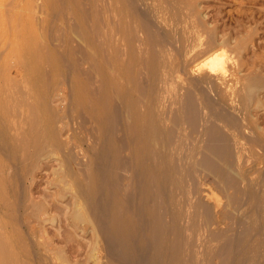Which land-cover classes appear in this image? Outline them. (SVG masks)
Masks as SVG:
<instances>
[{
	"label": "rangeland",
	"instance_id": "1",
	"mask_svg": "<svg viewBox=\"0 0 264 264\" xmlns=\"http://www.w3.org/2000/svg\"><path fill=\"white\" fill-rule=\"evenodd\" d=\"M28 1L30 4V8L33 12V13L31 12L33 24L30 25V29H29L30 31L28 30L29 33L27 34L26 39L22 38V39H20V42L16 44V52L18 54H16L15 57L16 58L18 57L19 61L17 63H13L14 66L11 67L10 72L15 77V84H16L15 89H16V92H18L17 95L20 94V96H22V97L24 96L23 101H25V102L20 107L22 109V111H24V113L29 114V112H30L29 111L30 110L29 105L31 104V107L35 106V108L38 109L37 111L40 112L41 119L43 120L44 123H46V121H48L49 117H50V115L47 114L43 110L46 103H47L46 105L49 104L51 107H54V108L60 107L61 109H63V112L59 113V117L61 118V123L59 124L61 126H59V129L61 127V129H60L61 133L60 134H61L62 140L64 141V143H65V141H66V143L67 142L68 143L66 145L64 144V145H61L59 147H51L52 142H50V144H49L50 146L48 145V148H46V151L43 152L42 158L40 160L41 161V163H40L41 167L36 168L33 171V174H34L32 177L33 183L31 185V192H32L33 197L36 198L35 201H38L42 198H46L49 200L50 203L52 202V200H53V202H56V206L54 207V211H52V213H55V214L59 213L57 211V208L63 210V213L65 211H67V212H70L72 214L73 211L75 210V208L79 207V205L75 206V204L74 205L71 204V202L73 200L72 198L69 199V197L71 196V193L68 195H65L64 198L59 197L56 199L54 197L55 196L54 194L58 188V185H63L65 183H67L65 185H68V184L75 185V184H82V183L86 182V181H82L81 177L76 173H74V175L68 174L65 170L67 163L74 164L76 157H79L80 154H82L84 152H90V151L92 152V150H93L92 153H94V154L99 153V154H96V156L98 158H100L99 161L101 162V158L103 157V155L106 154L104 152H107L108 149H111L110 141L107 138H105L106 137L105 135L107 133V129L109 128L111 115H109L108 111H105V109L107 110L112 103L117 105V106L120 104L121 109L122 110L124 109L123 114L125 113L124 115H126V116L130 115L128 117V120L130 119L128 122L131 125L129 127V130H128L129 134H128V131H126V134H125V136H127V134H128V136H127V140H129L128 148L124 149V151H122V153H121V150H119V148L116 147L115 153L117 155H119V154L122 155L121 157L130 158L131 154H134L135 152H137L139 150L140 152H142V158L144 159V161L146 162L148 160L147 161L148 163L147 162L145 163L143 161V159L141 158V160H142L141 164L143 162V166H144L143 169L146 168L144 171H146L147 173H151L152 172L151 170L153 169V167H151L152 165L150 166V161L153 160L154 155L158 154L159 151H160L159 154H161V156H164L162 158L165 161H167V160H168V162L170 161V159H169L170 156H168V155L171 153L170 152L171 149H170V151H168L167 148L165 147V145L160 144L157 140H155V138L153 137V134H151V132L147 129H148L149 125L151 123H153L154 121L156 122L157 126H159L158 123L160 122L159 123L160 127H163V125H166V127L171 125V123L169 121H166L164 118L166 113L168 114V112L169 113L173 112L175 107H176L174 105H170L171 101H172L171 99L173 97L171 93L177 92L179 94V96H181L183 93H185L187 91V89L195 91L194 93L195 94L197 93V96L199 98H202L203 100H207L210 104V106L208 108H206L205 111L209 112V114L212 115L210 117V119L212 121H214V123H209V124L210 125L216 124L215 127L217 126L218 128H220L223 126V123H222V120L216 119V114H217L216 110L218 112L219 111L227 112L228 110L226 111V109H234L237 106H238L237 110L240 109L239 108L240 103L238 100L240 91L238 94L236 93V91H237V88H239V90H241V92H243L245 90V87L243 84L244 82H242L241 78L248 76L251 73L252 69L254 70V71L252 70V72H256V71L260 72L261 71L262 74H264V65H263L264 64V62H263L264 61V0H195V1L192 0L196 3V5L198 7L200 18L202 19V21L204 23V28L199 27V25L196 23L194 17L192 15H189L190 13L187 11L184 4L181 3L179 0H169V1L168 0H155L156 2L154 0H152L153 2H155V4L160 3L161 6H159V7H162L164 9V11H162L163 10L162 8L157 9V4L155 5V7L152 6L150 8L149 5L150 6H151V4L154 5V3H152V1L149 2L150 0H146V1L142 0L141 2H140V0H136L138 2V4L136 1L134 4L133 3L134 1H132V0H117V1L110 0L107 2L104 0H96V1L95 0H93V1L92 0H82L84 2H82L81 0H27V2ZM114 1H115V3H114ZM162 2H165L166 5L164 4V7L167 6L166 8L163 7ZM172 2H174L173 5H172ZM85 3H87V4H85ZM149 3H151V4H149ZM105 4H106V7H105ZM124 4H126V5H124ZM109 6H112V7H109ZM147 6L149 8H147ZM0 7H2V6H0ZM82 8H83V10H85V9L88 10L87 13H88V15L90 14V16H91V17L89 16V20H90L88 22L89 24H87L86 21H84L85 17L83 15ZM111 8H112V12L110 10ZM152 8L155 11L151 10ZM176 8H178L180 10L179 11L180 13L176 12V11H178V10H176ZM3 9L5 10L4 7H3ZM100 9H102V10H100ZM1 10H2V8H1ZM4 10H3V12H4ZM76 10H78V11H76ZM90 10L92 11V13ZM131 10H132V14H133L132 16H131ZM141 10L143 13L142 12L139 13V11H141ZM158 10H159V12H157ZM144 11H145V13H144ZM166 11H167V14H169V15H166ZM105 12H106V14H105ZM156 12L159 13L158 14L159 21L156 20L158 17L156 15ZM168 12H170L171 14ZM1 13L2 12H0V17L3 14V13L2 14ZM100 13L102 14V16ZM141 13L143 14L142 16L145 15L146 19H148V20L150 19L149 20L150 24L155 22V27H154V24L150 25L147 23V25H145L141 21V18H142ZM146 13L149 15L146 16ZM152 13H155V14L153 15ZM176 13H178V14H176ZM99 14H100V16H98ZM162 14L164 17L161 16ZM36 16H37V18L40 17L39 18V19H41L40 22H38V19H37V21L35 20ZM149 16H150V18H149ZM153 16H155L156 18ZM179 16L181 17L182 20L179 19L180 18ZM34 17H35V19H34ZM100 17H102V19H100ZM131 17H132V19H131ZM90 18H92V19H90ZM167 18L170 20H168ZM126 20H128V21H126ZM131 20H133V21H131ZM160 20H162L161 24L159 23ZM174 20L176 21V23H174L175 22ZM123 21H125L124 24H123ZM132 22H134V24H132ZM74 23L79 25L78 30H77V28H75L78 26L75 25ZM162 23H164V24L162 25ZM184 23H185V25H184ZM126 24H128L129 26ZM173 24H175V26ZM181 24H182V26H181ZM99 25H100L101 29L99 28ZM143 25H145V26H143ZM190 25H191V27H190ZM134 26H135V28H134ZM146 26H147V28L148 27L150 28V29H148V32L146 30L147 29ZM165 26H167V28ZM171 27L174 31H172ZM181 27L183 30H181ZM152 28L153 29L155 28V29L153 30ZM164 28L167 31H165ZM87 29H89V30H87ZM90 29L93 31H90ZM208 29L209 30L211 29V31L216 33L215 36H217V38L216 37L215 38H216V40L218 39L217 40L218 42H221L223 39L226 40L230 37L229 38L230 41L228 40V45L224 46L227 49L226 54H228L230 52L228 55L230 58L228 57L225 59H226V61H229V62H231L230 60H232V62H231V65L233 64L232 66H234L238 62H241V64H239L238 66L236 64L234 67V69L240 70L239 72H237L238 70H234L235 73H237V75H235V77H234L235 78L234 83H233V81H230V83H232V84L222 83V84L226 85L224 87L222 84H220V87H219V84L216 85L213 82H209V80H206L205 78L200 77L199 67H197V66H200V64L203 63L204 60H207V58H206L207 55L205 57H202L201 59L196 60V61L194 60V58L191 60V57L195 56L194 53L197 51L199 52V50H201L197 47L202 48L205 46L204 43L206 42V39L208 36L207 35L208 31H209ZM99 30H100V32H99ZM75 31L77 33H75ZM140 31H142V32H140ZM177 31H180V32H177ZM64 32H65V34H64ZM79 32H80V34H79ZM181 32H186L190 35H188L186 33L184 34ZM81 33H82V35H81ZM150 33H152V35ZM133 34H134V36H133ZM165 34H166V36H164ZM167 34H168L169 38H168ZM55 35H56V38H55ZM137 35H139V37L142 38L141 41L136 40ZM194 35H196V36L194 37ZM128 36H129V38H128ZM151 36H153V38ZM184 36H185V38H184ZM203 36L206 38H203ZM164 37H165V39L168 38L169 41L165 40ZM92 38H93V40H92ZM108 38H110V39H108ZM151 38L153 39L154 43H151V41H152ZM186 38L188 41L187 45H186L187 41L184 40ZM128 39H130V40H128ZM133 39H134V41H133ZM149 40H151V41H149ZM64 41L66 42V44L64 43ZM97 42L98 43L100 42V44H98ZM198 42L200 43L199 46L197 45V44H199ZM173 44L177 47V50H176V48H174L175 46H173ZM101 45H102V47H101ZM121 45H122V47H120ZM192 45H193V47H192ZM196 45H197V47H196ZM104 47H105V49H104ZM136 47H138L139 49ZM146 47H148V48L146 49ZM224 47H222V51H226V49ZM235 48H237V49H235ZM167 49H170V50H167ZM81 51H82V53H81ZM148 51H149V53H148ZM218 51H221V49H218ZM76 52H78V53H76ZM100 52L102 54H100ZM134 52H136L137 54H135ZM139 52L141 53L140 55L142 56V58H140L141 56L139 55ZM177 52H179V53H177ZM191 52H192V54H191ZM164 53H166V54H164ZM98 54L100 57H98ZM168 54L171 55V57H168ZM47 55H49V56L47 57ZM101 55L103 58L101 57ZM164 55H167V57ZM231 56H234V57H231ZM80 57L84 58V60ZM165 57L167 59H165ZM236 57L240 61L237 60L238 62H236ZM131 59H133V60H131ZM233 59H234V63H233ZM49 60H51V61L49 62ZM75 60H76V62H75ZM153 60L155 61L154 63H153ZM80 61H81V63H80ZM99 61H100V64H99ZM136 62H138L137 63L138 65L136 64ZM152 64H154V66L155 65H157V66L154 67ZM166 64H167V66H166ZM179 64H180V66H179ZM259 64L263 68H261ZM74 65H75V67H74ZM161 65H162V67L160 68ZM92 66H93V68H91ZM133 66H136V67H133ZM181 66H184L185 69H183V67H181ZM254 66H256V68ZM111 67H113V68H111ZM178 67H180V68H178ZM124 68H125V71H124ZM136 68H137V70H136ZM42 69H44V70H42ZM66 69H68L69 72ZM91 69H93V70H91ZM49 70H51V72ZM185 70H186V72H184ZM150 71H152V72H150ZM179 71H180V74L178 73ZM39 72L41 74L44 72L45 73L42 74L43 75L42 76ZM82 72H84V73H82ZM85 72H86V74H85ZM93 72H95V73H93ZM188 72L190 73L191 76L189 75ZM121 73L124 76L120 75ZM141 73H143L144 75ZM167 73L168 74L173 73V74L169 76ZM238 73H240V75ZM89 74H91L92 77ZM195 74H198V75H195ZM133 75L134 76L136 75V78H137V76H140L139 78L143 81V83L144 84L147 83L145 85V89H144L145 92L142 91L144 93H142L136 87V85L134 83L135 81H133V78H134ZM185 75H188L189 77H187ZM93 76H94V79H93ZM125 76H126V78H125ZM153 76H154V78H153ZM197 76H198V79H194ZM159 77H161L162 79ZM52 78H53V80H52ZM84 78H85V80H84ZM179 78H181V79L179 80ZM192 78L194 80H192ZM87 79L90 83H88ZM153 79H155V80H153ZM158 79H160V80L158 81ZM43 80H45V82ZM95 80H96V82H95ZM165 80L166 81L168 80L169 84H168V82H165ZM51 81H52V83H51ZM152 81H153V83H152ZM192 81H193V83H192ZM42 82H44V83H42ZM187 82H188V84L190 83L189 85H191V83H192L193 86L191 85L190 87H187L184 90L183 87H186ZM158 83H160V84H158ZM90 84H91V86H90ZM202 84H204V85H202ZM77 85H78V87H77ZM174 85H177V86H174ZM195 85H196V87H195ZM170 86H172V87H170ZM227 86L229 88H227V91H225V89H226L225 87H227ZM238 86H240V87H238ZM95 87L97 90L95 89ZM128 87H129V89H128ZM146 87H148V88H146ZM153 87H154V89H153ZM157 87H158V89H157ZM162 87H164L165 89L164 88L162 89ZM176 87H178V88H176ZM204 87H206L205 89H207V90H205ZM230 87H232V89ZM233 87H234V89H233ZM20 88H22V90H23L22 92H24V94L21 92L23 95L19 92V91H21ZM37 88L39 91L37 90ZM119 88H120V90H119ZM169 88H171V89L173 88L172 89L173 91ZM196 88H197V90H196ZM218 88H220L221 94L223 93L224 95L223 94L221 95L219 93V91L217 90ZM240 88H242V89H240ZM262 88L260 90H258L259 92L256 91V93H254L255 101H254V104H252L250 107V109H251L250 113H251V117L253 119L257 120V122H258L257 131H258V133H260V136L262 135V137H263V139H261V141L262 140L264 141V87H262ZM81 89H83L84 92ZM148 89H150V91H151L150 95H149V93L147 94V92H149ZM203 89L207 92L206 94L203 91ZM228 89H230L231 91H228ZM77 90L79 91V93H76ZM126 90H128V92ZM181 90L184 92H182ZM157 91H158V93H157ZM198 91H199V93H198ZM216 91H217V94H216ZM232 91H234V93ZM86 92L88 95L86 94ZM125 92H127V93H125ZM137 92H138V94H137ZM153 92H155V94ZM211 92H212V94H211ZM229 92L233 93V95L230 97L228 96ZM165 93H168V95L166 94L164 96L163 94H165ZM257 93H258V95H257ZM26 94H27V96H26ZM89 94L91 97L89 96ZM115 94H117V95L119 94V95L117 96ZM157 94H158V96L156 97ZM200 95H202V96H200ZM206 95H207L208 99H206L207 98V97H205ZM211 95L213 98L209 97ZM218 95H219V97H218ZM147 96L149 97V99ZM110 97L113 99V101ZM143 97H145V98H143ZM170 97H171V99H169ZM203 97H205V99ZM79 98H80V100H79ZM222 98H224L223 103L221 100ZM231 98H232V100H231ZM109 99H111V100H109ZM144 99H146V100H144ZM154 99L161 100L159 102L160 104H158L157 100L155 102ZM213 99H215V100H213ZM228 99L231 100V102ZM211 100L214 102H212ZM81 101H82V103H81ZM148 101H150V102H148ZM168 101H169V104H168ZM30 102H32V103H30ZM83 102H85L86 104ZM217 102H219V104ZM224 102L227 103V106H229L231 108L227 107ZM229 102L232 104H230ZM161 104H162V106H161ZM166 105H169V107L168 106L166 107ZM232 105H233V107H232ZM156 106H157L158 110L156 109ZM220 108H222V109L220 110ZM152 110H153V112H152ZM159 110L163 111L164 114L162 113L163 114L162 115L161 112H159ZM170 110H173V111H170ZM88 111H89V114H88ZM145 111H146V113H145ZM148 111L150 114L152 113L151 119H150V115H149ZM155 112H157L156 116H154ZM137 113L139 115L138 117H137ZM80 114H82L84 116V119L85 118L88 119V120L86 119L85 124H84L85 126H83V127L79 126V115ZM101 114H102V117L104 116L103 118L99 117V116H101ZM45 118H46V120H45ZM159 118H161L160 120L163 121L162 123L159 120ZM101 119H103V120H101ZM147 119L149 120V122L151 121L150 124H149ZM157 120H159V121L157 122ZM95 122L96 123L98 122V123L96 124ZM135 122H137V123L134 124ZM166 122H167V124H166ZM168 123H170V124H168ZM104 124L106 125V128H105ZM118 126H119L118 130H119L120 125H118ZM95 127H96V129H95ZM2 128H3V126L1 127V125H0V130H1L0 133H2ZM132 128H134V129H132ZM228 128L229 127H225V131L227 132L229 130L227 132V133H229V135L234 134V135L229 136V144L231 145L230 146V152L232 153L230 165L223 163L218 158L214 159V161L217 165V169H215V170H211V169H208L204 166L195 164L194 167L196 169L198 177L196 175V177L194 178L195 174H193V173H192L193 175L190 174L188 176V179L186 182V187L183 188L184 193H182V195H180L181 197L177 196V198L174 199V201H175L174 203L170 202L172 200H169V199H171L170 198L171 197V187H169V185L172 186V184L169 182L168 179L163 177L164 175H162V172H161V179L163 178L161 181L162 185L167 181L169 183L167 182L168 184L166 183L165 186L164 185L162 186L163 187L162 191L163 190L164 191L162 192V195L160 196L159 201L161 202L162 207L164 205L163 209L166 207L165 208L167 210L166 217L168 218V220H170V218L172 219L173 217H175L174 215L177 214L175 217L176 221H178V222H176V224L178 225L177 231L178 230L180 231V232L178 231L179 232L178 235L180 237H182L181 239H183V243H184V239L187 238V235H189L191 237L190 239L192 241H193V238L195 239L194 242H192V244L195 243L194 245L198 246L200 248V250L202 252L201 255L205 259L203 262L204 264H213V263L214 264H217V263L221 264V258L219 256H214V255L210 256L207 253V250L209 249V247H211L213 244L216 243L215 240H210L213 237V236L211 237V235L214 233H217L219 235H223V236L234 241L233 249L229 253H227V254H229V264L232 263L233 259L235 262L233 261L232 264H264V233H263L264 232V205H263L264 204V185H263L264 184V181H263L264 180V155H263V152L258 147V145H256V143L252 142L251 140L248 141L249 139L246 136L247 133H245L246 135H241V134L239 135L236 132L232 133L233 130L231 129V127L229 129ZM140 129H142V130H140ZM144 131H146V132H144ZM187 131L188 130H185L184 132L187 133ZM78 132H80V134ZM138 132H139V134H138ZM121 133H124V132H121ZM145 133H147L148 135H146ZM93 134L97 135L101 140H103V138L106 139L108 142V143L106 142L107 146L104 143V144H100V150L97 148L98 146L97 147L95 146L96 148H94V146L91 145L93 143V140H91ZM100 134H102L101 136H103V137H100ZM118 134H120V132ZM134 135H136V136H134ZM145 135L147 136V142H146V136ZM5 136L6 135H2L0 137L1 142L3 141L1 144L3 145V147L4 146L7 147L6 149H8L7 151H9L10 147L7 145L9 141L7 140V138ZM197 136H198V134L194 133V135L192 136L193 137L192 141ZM233 136H235V137H233ZM135 138L137 140L140 139L139 140L140 149H139V147L135 148V146L133 145V140ZM141 138L145 142L143 140L141 141ZM5 140H6V142H4ZM148 141H149V145H147ZM5 143H7V144H5ZM187 143L188 142H186V144ZM237 144L238 145L241 144V145L238 147ZM251 144H252V146H251ZM159 145L162 147H160ZM146 146L148 148L147 151H146ZM196 146L200 147L201 145L199 146V144L196 143ZM142 147H143V150H142ZM144 147H145V149H144ZM233 147L235 150L232 149ZM149 148H150V151H149ZM160 148H162V149H160ZM94 149H95V151H94ZM168 149H169V147H168ZM246 149H248V150H246ZM102 151H103V153H102ZM234 151L237 153H234ZM11 153L12 154H9L10 157L9 156L6 157L5 155L2 154L3 156L0 157L1 160L7 164H9L8 162L13 161V163L15 164V155L13 154V152H11ZM182 153L186 155L185 151H182ZM164 154H166V156ZM145 156L148 157V159H145L146 158ZM10 158H12L14 160H10ZM8 159H9V161H8ZM232 162L234 163V165ZM146 164H148V165H146ZM145 166H147V167H145ZM74 169L76 170L75 167H74ZM187 174H188V172H187ZM238 175L239 176L241 175L240 176L241 178L238 177ZM234 176L238 180V184H237L238 187L236 188V186L235 187L232 186V187H234V189H233L230 187V180ZM192 178H194V180L196 181V186L194 185L195 181L192 180ZM71 179L73 181H71ZM15 180L14 179L12 180L13 181L12 186H16L17 179H15ZM163 180H165V181H163ZM191 180H192V183H190ZM74 182H75V184H73ZM121 183L125 185L128 183V181L126 179L125 180L123 179V180H121ZM241 183L243 185H241ZM258 183L261 184V187H260V184H258ZM239 184H240V187H239ZM240 188H242L243 190ZM237 189L240 191V196L242 194V197H240L241 198L240 200L239 199L234 200L231 196V194H234V192H236L235 190H237ZM191 190H192V192H190ZM245 191H247V194ZM169 192H170V194H169ZM190 193H191V195H190ZM164 195L166 196V198L168 197L169 199H166L167 201L165 200L164 202H162L165 199ZM9 198L12 199V194H9ZM196 201L201 202L202 205L205 204L204 206H206V212L210 218L211 230L209 229V236H208V231L206 229H203V227L201 226L200 219L198 222V226L194 231H191V232L187 231L188 217H186V216H188L189 211L192 210L194 212L197 210V207L195 206ZM171 203H172V206H171ZM191 204H193V205H191ZM169 210H171L173 212L172 213L173 215L169 214V213H171V211H169ZM259 216H261V217H259ZM128 219H130V220H128ZM129 221L131 222V224ZM67 223H68V221H64L63 223L47 221L44 223V227H42V226L40 227L37 222L31 221L32 227L29 228V231H31L33 234H35V233L36 234H42L44 236H49V237L53 238V241H51V240H48V241L52 242V244L50 245L51 246L50 250L54 251V246H53L54 244L59 245V246H63L62 235L64 234V232L66 231V229L68 227H69L68 229L71 228L70 226H67ZM123 223L125 224L124 226H126V227H129L133 224L132 218L129 216V214L128 215L125 214L123 216ZM182 223H184V224H182ZM78 224L80 225L79 232L77 234L73 235V241H72L75 248L77 249L78 253L76 255L72 256L71 264L72 263L73 264H95V262L93 260L88 259L86 256V251H88V249L91 247V245H93L94 240L96 239V237L94 236V232L92 230V225L89 224V225H85V227H84L83 220H80L78 222ZM182 225L184 226V228ZM44 229L46 230V234L42 232V230H44ZM210 231L212 232V234ZM195 232L197 235L195 234ZM200 233H202V234L200 235ZM203 234H205L209 238H207L205 240L202 237V236L205 237V235H203ZM245 234H246V236H245ZM238 237L240 239H238ZM100 238H103V237H100ZM241 238H243L244 240H242ZM245 239H246V243L244 242ZM239 240L242 242H240ZM207 242H209V243H207ZM243 242H244V245L242 244ZM239 243H240V245H239ZM202 244H203V246H202ZM229 244H230L229 242L226 243V245L223 248V253L228 250V248L230 246ZM235 245H237V246H235ZM239 246H241V247H239ZM204 253H205V255H204ZM231 254H234L236 259ZM98 256H99L98 257L99 258V262H98L99 264H107V260L105 261V259H103L102 256H100V255H98ZM249 259H250V261H249Z\"/></svg>",
	"mask_w": 264,
	"mask_h": 264
},
{
	"label": "bare ground",
	"instance_id": "2",
	"mask_svg": "<svg viewBox=\"0 0 264 264\" xmlns=\"http://www.w3.org/2000/svg\"><path fill=\"white\" fill-rule=\"evenodd\" d=\"M104 1L107 2L110 0H104ZM115 1H117V0H115ZM115 1H114V3H115ZM132 1H134L133 3L135 4L136 0H132ZM141 1L142 0H140V2ZM144 1H146V0H144ZM151 1L152 0H150L149 2H151ZM179 1L184 4L187 11L190 13L189 15H192L194 17V19H195L196 23L199 25V27L204 28V23H203L202 19L200 18L198 7H197L196 3L194 2L195 0L194 1H192V0H179ZM82 2H84V1H82ZM155 2L152 1V3H154V5L149 3V4H151V6L149 5V7L150 8L152 6L155 7V5L157 4V3L155 4ZM162 3H163V7H164L165 2H162ZM173 3L174 2H172V5H173ZM85 4H87V3H85ZM106 4H105V7H106ZM137 4H138V2H137ZM124 5H126V4H124ZM0 6H2V7H0V12L3 13V14L1 13L2 15L0 17V125H1V127L3 126L2 133H0V137L2 135H6L5 137L7 138V140L9 142L7 141L8 144L7 143H5V144H7L10 147L9 151H7L8 150V149H6L7 147H5V146H4L5 148L3 147V145L1 144L3 141L1 142V139H0V157L3 155H5L6 157H8V156L10 157L9 154H12L11 152H13V154L15 155V164L13 163V161L8 162L9 164H7V163L3 162L0 158V264H71L72 256H74L78 253L77 249L75 248L72 241H73V235H75L79 232L80 225L78 224V222L80 220H83L84 227H85V225H89V224L92 225V230L94 232V236L96 237V239L94 240L93 245H91V247L88 249V251H86V256L88 259L93 260L95 262V264H99L98 263L99 262V258H98L99 256L98 255L102 256L103 259H105V261L107 260V264H204L203 262L205 259L201 255L202 252H201L200 248L198 246H195L194 245L195 243L192 244V242H194L195 239L193 238V241H192L190 239L191 237L189 235H187V238L184 239V243H183V239H181L182 237H180L178 235L180 231L179 230H178L179 232L177 231L178 225L176 224V222H178V221H176V218H175L177 214L174 215L175 217L172 216L173 218L172 219L170 218V220H168V218L166 217V212H167V210L165 209L166 207L164 208L165 209L164 210L163 209L164 205L162 207V204L159 201V198L162 195V192L164 191V190L162 191V189H163L162 186L163 185L165 186V184L168 181L162 185L161 181L163 178L161 179V172H162V175H164L163 177L168 179L169 182L172 184V186L169 185V187H171V197H170L171 199H169L168 197L166 198V196L164 195L165 199L162 202H164L166 199H169V200H172L170 202L174 203L175 202L174 199H176L177 196L179 197L180 195H182V193H184L183 188L186 187V182H187L188 176L193 173V174H195L194 178L196 177L197 172H196V169L194 167L195 164L204 166V167L211 169V170H215V169H217V165H216L214 159L218 158L223 163L230 165L232 153L230 152V146L231 145L229 144V136L234 135V134L229 135V133H227L229 131L228 129L230 127L233 130L232 133L236 132L239 135L240 134L246 135L245 133H247L246 136L249 139L248 141L251 140L252 142L256 143V145H258V147L260 148V150L263 152V155H264V141L263 140L261 141V139H263V137H262V135L260 136V133H258V131H257V126H258L257 120L253 119L251 117V113H250V110H251L250 107L252 104H254V101H255L254 93H256V91H258L262 87H264V74H262L261 71L257 72L256 70H255L256 72H252V70H253L252 69L251 73L248 76L244 75L245 77L241 78L242 82H244L243 84H244L245 90L243 92H241V90H239V88H237L238 92L236 91L237 94L240 91L239 99H238L239 103H240V107H239L240 109L237 110L238 106L236 105L237 107L234 109H226V111L228 110L227 112H222V111L218 112L216 110V112H217L216 119L222 120V123H223V126L220 128H218L217 126L215 127L216 124H212V125L209 124V123H214V121H212L210 119V117L212 115L209 114V112L205 111L206 108H208L210 106V104L207 100H203L202 98H199L197 96V93L196 94L194 93L195 91L187 89V91L185 93H183L181 96H179V94L177 92L171 93L173 97H172V99H171V97L169 98L172 100L170 105H174L176 107H175L174 111L170 110L173 112H170V113L168 112V114L166 113V115L164 117L166 121H169L171 123V125H169L167 127H166V125H163V127H160V124H159L160 122L158 123L159 126H157L155 121L150 124L151 121L149 122V120L147 119L149 124H150L147 130H149L151 132V134H153V137L155 138V140H157L160 144L165 145V147L167 148L168 151H170V149H171V151H170L171 153L170 152H169L170 154L168 153L169 154L168 156H170L169 162H168V160L165 161L162 158L164 156H161V154H159L160 151L158 152V154L154 155L153 160L150 161V166L152 165L151 167H153V169L151 170L152 171L151 173H147L146 171H144L146 168L143 169L144 168L143 162L141 164L142 152H140L139 150L137 152H135L134 154H131L130 158H124V157H121L122 155H120V154L117 155L115 153L116 147H118L119 150H121V153H122V151H124V149L128 148L129 140H127V136L129 134L128 130H129V127L131 125L128 122L130 120V119L128 120V117L130 115L127 114L128 116H126V115H124L125 113L123 114L124 109L123 110L121 109L120 104L117 106L113 103L112 104L110 103L111 105L109 106V108L107 110L105 109V111H108L109 115H111L109 128L107 129V133L105 135L106 136L105 138H107L110 141L111 149H108L106 147L108 150L106 149L107 152H104L106 154L103 155V157L101 158V162L99 161L100 158H98L96 156V154H99V153L94 154V153H92L93 152V150H92V152L91 151L90 152H84V153L80 154L79 157H76L74 164L67 163L66 169H65L66 172L68 174H73V175H74V173H76L81 177L82 181H86V182L82 183V184H75V182H74L73 184H75V185H71V184L65 185L67 183H65L63 185H58V188L55 191L54 197L56 199L59 197L64 198L65 195H68L71 193V196L69 197V199L70 198L73 199L71 204H73V205L75 204V206L79 205V207L75 208V210L73 211L72 214L70 212H67V211H65L63 213V210L57 208V211L59 213L55 214V213H52V211H54V207L56 206V202H53V200H52L53 203L52 202L50 203L49 200L46 198H42L38 201H35L36 198H34L32 195L31 185L33 183V181H32V177L34 175L33 171L36 168L41 167V165H40L41 161L40 160L42 158L43 152L46 151V148H48V145L50 144V142H52L51 147H59L61 145H64V144L66 145L68 143V142L66 143V141L64 143V141L62 140L61 134H60L61 133L60 132L61 127L59 129V126H61V125H59L61 123V118L59 117V113L63 112V109H61L60 107H57V108L51 107L49 104L46 105L47 103L45 102L46 104H45L43 110L47 114H49L50 117H49V120L46 121V123H44L43 120L41 119L40 112L37 111L38 109H36L35 106L31 107V104L29 105V109H30L29 114L24 113V111H22V109L20 108L22 106V104L25 102V101H23L24 96L22 97V96H20V94L17 95L18 92H16V89H15V87H16L15 77L10 72V69H11V67L14 66L13 63H17L19 61V58L15 57V55L18 54L16 52V44L20 42V39H22V38L26 39L27 34L29 33L28 30L30 29V25L33 24V22H32L33 19L31 16L32 10L30 8L29 1L27 2V0H0ZM159 6H161L160 3L157 4V9L162 8ZM3 7L5 8V10L3 9ZM109 7H112V6H109ZM149 7L147 6V8H149ZM166 7H164V8H166ZM1 8H2V10H1ZM3 10H4V12H3ZM82 10H83V8H82ZM100 10H102V9H100ZM110 10L112 12V8ZM142 10L139 11V13L142 12ZM151 10H153V8ZM176 10H178L176 12L180 11L178 8H176ZM76 11H78V10H76ZM87 11L88 10L85 9L82 12H83V15L85 17L84 21H86V23L89 24L88 22L90 21L89 20L90 14L88 15ZM153 11H155V10H153ZM162 11H164V9ZM157 12H159V10ZM157 12H156V15L158 16L159 13H157ZM91 13H92V11H91ZM142 13H141L142 18L140 17L141 21L145 25H147V23L150 24L149 23L150 19L149 20L146 19L145 15L142 16L143 15ZM144 13H145V11H144ZM168 13H170V12H168ZM100 14L98 16H100ZM105 14H106V12H105ZM152 14L154 15L155 13H152ZM176 14H178V13H176ZM132 15L133 14H132V10H131V16ZM148 15L149 14L146 13V16H148ZM166 15H169V14H167V11H166ZM101 16H102V14H101ZM161 16H163V14ZM153 17H155V16H153ZM39 18L40 17L37 18V16H36V19H35V17H34V19L36 21L38 19V22H40L41 19H39ZM149 18H150V16H149ZM158 18H159V16L157 17L156 20L159 21ZM90 19H92V18H90ZM100 19H102V17H100ZM131 19H132V17H131ZM179 19L182 20L181 17ZM162 20H160V22H159L160 24H161ZM168 20H170V19H168ZM126 21H128V20H126ZM131 21H133V20H131ZM124 23H125V21H123V24ZM174 23H176V21ZM132 24H134V22H132ZM151 24H154V27H155V22L151 23ZM163 24L164 23H162V25ZM75 25H77V24H75ZM126 25H128V24H126ZM145 25H143V26H145ZM173 25L175 26V24H173ZM184 25H185V23H184ZM77 26L78 27H75V26L74 27L77 28V30H78L79 25H77ZM181 26H182V24H181ZM165 27L167 28V26H165ZM190 27H191V25H190ZM99 28H100V25H99ZM134 28H135V26H134ZM146 28H147V26H146ZM148 29H150V28L148 27L146 29L147 32H148ZM171 29H172V27H171ZM87 30H89V29H87ZM164 30H165V28H164ZM181 30H183L182 27H181ZM90 31H93V30L90 29ZM165 31H167V30H165ZM172 31H174V30L172 29ZM99 32H100V30H99ZM140 32H142V31H140ZM177 32H180V31H177ZM75 33H77V32L75 31ZM181 33L185 34L186 32H181ZM64 34H65V32H64ZM79 34H80V32H79ZM150 34L152 35V33H150ZM186 34H188V33H186ZM81 35H82V33H81ZM188 35H190V34H188ZM207 35L208 36H207L206 42L204 43L205 46L202 48L197 47V45L198 46L200 45V43L198 42L199 44H197L196 47L201 49V50H199V52L196 50L198 53L195 52L194 53L195 56L191 57V60L194 58V60L196 61V60L201 59L202 57H205L207 55L206 56L207 60H204V62L201 63L200 66H197V67H199L200 77L205 78L206 80H209V82H213L216 85L219 84V87H220V84H222V83L228 84V83H230V81H233V83H234V79H235L234 77H235V75H237V73H235L234 70H238L237 72L240 71L239 69H234V67L236 64H237V66L239 64H241V62H238L240 60L237 59V57H236V62H238V63L235 62L236 64L234 66H232L233 65V64L231 65L232 60H230L231 62H229V61H226V59H225V58L229 57L228 55L230 52L228 54H226L227 49L224 46L228 45V40L230 37L229 38L227 37L228 39H226V40L223 39L224 40V41L222 40L223 42L221 40H220L221 42H218L217 41L218 39L216 40L217 36H215L216 33L211 31V29L208 31ZM133 36H134V34H133ZM164 36H166V34ZM167 36H168V34H167ZM195 36L196 35H194V37ZM151 37L153 38V36H151ZM55 38H56V35H55ZM128 38H129V36H128ZM168 38H169V36H168ZM168 38L165 39V37H164L165 40H168ZM184 38H185V36H184ZM203 38H206V37L203 36ZM108 39H110V38H108ZM92 40H93V38H92ZM128 40H130V39H128ZM136 40L141 41L142 38L139 37V35H137ZM184 40L187 41V38ZM133 41H134V39H133ZM149 41H151V40H149ZM64 43L66 44L65 41H64ZM151 43H154L153 39H152ZM187 43H188V41L186 42V45H187ZM98 44H100V42ZM102 45H101V47H102ZM173 46H175V45L173 44ZM120 47H122V45ZM192 47H193V45H192ZM222 47H224L226 49V51H222ZM136 48H138V47H136ZM147 48L148 47H146V49ZM174 48H176V50H177L176 46ZM104 49H105V47H104ZM218 49H221V51H218ZM235 49H237V48H235ZM167 50H170V49H167ZM192 52H191V54H192ZM76 53H78V52H76ZM81 53H82V51H81ZM134 53L137 54L136 52H134ZM148 53H149V51H148ZM177 53H179V52H177ZM100 54H102V53L100 52ZM140 54L141 53L139 52V55ZM164 54H166V53H164ZM48 56L49 55H47V57ZM164 56L167 57V55H164ZM98 57H100L99 54H98ZM101 57H102V55H101ZM166 57H165V59H167ZM168 57H171V55L168 54ZM231 57H234V56H231ZM80 58H82V57H80ZM140 58H142V56ZM82 59L84 60V58H82ZM234 59H233V63H234ZM131 60H133V59H131ZM50 61L51 60H49V62ZM75 62H76V60H75ZM154 62L155 61L153 60V63ZM80 63H81V61H80ZM137 63L138 62H136V64ZM99 64H100V61H99ZM152 65L154 66V64H152ZM155 66H157V65H155ZM166 66H167V64H166ZM179 66H180V64H179ZM74 67H75V65H74ZM133 67H136V66H133ZM161 67H162V65L160 66V68ZM181 67H183V69H185L184 66H181ZM254 67L256 68V66H254ZM260 67L263 68L261 65H260ZM91 68H93V66ZM111 68H113V67H111ZM178 68H180V67H178ZM68 69H66V70H68ZM42 70H44V69H42ZM91 70H93V69H91ZM136 70H137V68H136ZM49 71L51 72V70H49ZM124 71H125V68H124ZM68 72H69V70H68ZM86 72H85V74H86ZM150 72H152V71H150ZM184 72H186V70ZM44 73H42V74H44ZM82 73H84V72H82ZM93 73H95V72H93ZM178 73L180 74V71ZM141 74H143V73H141ZM172 74H168V75L170 76ZM238 74L240 75V73H238ZM89 75H91V74H89ZM120 75L124 76L122 73ZM189 75H190V73H189ZM195 75H198V74H195ZM185 76L189 77L188 75H185ZM91 77H92V75H91ZM139 77L140 76H137V78H136V75H135L133 78V81H135L134 83H135L136 87L142 92L145 89V85L147 84L146 83L147 81L145 82L146 84H144L143 81ZM125 78H126V76H125ZM153 78H154V76H153ZM159 78H161V77H159ZM93 79H94V76H93ZM180 79L181 78H179V80ZM194 79H198V76ZM194 79L192 78V80H194ZM52 80H53V78H52ZM84 80H85V78H84ZM153 80H155V79H153ZM159 80L160 79H158V81ZM43 81L45 82V80H43ZM87 81H88V79H87ZM44 82H42V83H44ZM95 82H96V80H95ZM165 82H168V84H169L168 80L167 81L165 80ZM51 83H52V81H51ZM88 83H90V82L88 81ZM152 83H153V81H152ZM192 83H193V81H192ZM192 83H191V85H192ZM158 84H160V83H158ZM189 84L187 82L188 86L186 85V87H183V89L185 90L187 87H190L191 85H189ZM224 84H222L223 87L226 86ZM230 84H232V83H230ZM202 85H204V84H202ZM90 86H91V84H90ZM174 86H177V85H174ZM77 87H78V85H77ZM170 87H172V86H170ZM195 87H196V85H195ZM238 87H240V86H238ZM146 88H148V87H146ZM163 88L164 87H162V89ZM176 88H178V87H176ZM205 88L206 87H204V89ZM225 88H226L225 91H227V88H229V87L227 86ZM230 88L232 89V87H230ZM95 89H96V87H95ZM128 89H129V87H128ZM153 89H154V87H153ZM157 89H158V87H157ZM169 89H171V88H169ZM204 89H203V91L206 94L207 92L205 90H207V89H205V90ZM233 89H234V87H233ZM240 89H242V88H240ZM20 90L21 91H19V92L21 93L23 90H22V88H20ZM37 90H38V88H37ZM81 90H83V89H81ZM119 90H120V88H119ZM148 90H149V92H147V94L149 93V95H150L151 91H150V89H148ZM196 90H197V88H196ZM217 90L221 94L220 88H218ZM126 91L128 92V90H126ZM228 91H231V90L228 89ZM83 92H84V90H83ZM127 92H125V93H127ZM144 92H142V93H144ZM182 92H184V91H182ZM212 92H211V94H212ZM232 92L234 93V91H232ZM232 92L231 93L229 92V94H228L229 97L233 95ZM22 93L24 94V92H22ZM76 93H79V91L77 90ZM153 93L155 94V92H153ZM157 93H158V91H157ZM198 93H199V91H198ZM86 94H87V92H86ZM137 94H138V92H137ZM166 94L168 95V93H165L163 95L165 96ZM216 94H217V91H216ZM115 95H117V94H115ZM202 95H200V96H202ZM257 95H258V93H257ZM26 96H27V94H26ZM89 96H90V94H89ZM157 96H158V94L156 95V97ZM205 97H207V95ZM205 97H203V98L205 99ZM209 97H212V95ZM218 97H219V95H218ZM143 98H145V97H143ZM232 98H231V100H232ZM111 99H109V100H111ZM148 99H149V97H148ZM206 99H208V97ZM223 99L224 98L221 99L222 103H223ZM79 100H80V98H79ZM144 100H146V99H144ZM156 100L158 101V104H160L159 102L161 100L154 99L155 102H156ZM213 100H215V99H213ZM231 100H229V101L231 102ZM112 101H113V99H112ZM148 102H150V101H148ZM212 102H214V101H212ZM30 103H32V102H30ZM81 103H82V101H81ZM83 103H85V102H83ZM217 103L219 104V102H217ZM168 104H169V101H168ZM225 104L227 106V103H225ZM230 104H232V103H230ZM161 106H162V104H161ZM167 106L169 107V105H166V107ZM227 107H229V106H227ZM232 107H233V105H232ZM222 108H220V110ZM229 108H231V107H229ZM156 109L158 110L157 106H156ZM146 111H145V113H146ZM152 112H153V110H152ZM157 112H155L154 116H156ZM159 112H161V114L163 113V111H160V110H159ZM148 113H149V111H148ZM88 114H89V111H88ZM149 115H150V119H151L152 113L151 114L149 113ZM138 116L139 115L137 113V117ZM99 117L101 118L102 114ZM86 119L87 118L84 119V116L82 114H80L79 115V126H81V127L85 126L84 124H85ZM160 119L161 118H159V120ZM45 120H46V118H45ZM101 120H103V119H101ZM159 120H157V122ZM162 122L163 121H161V123ZM136 123L137 122H135L134 124H136ZM170 123H168V124H170ZM166 124H167V122H166ZM118 125H120L119 130H118V127H119ZM225 127H229L227 129L228 130L227 132L225 131ZM105 128H106V125H105ZM95 129H96V127H95ZM132 129H134V128H132ZM140 130H142V129H140ZM185 130H188L187 133L184 132ZM126 131H128L127 136H125ZM119 132L121 135L118 134ZM121 132H124V133H121ZM144 132H146V131H144ZM78 133L80 134V132H78ZM147 133H145V134L148 135L149 133L148 134ZM194 133H197L198 136L192 141V138H193L192 136L194 135ZM102 134H100V137H103V136H101ZM138 134H139V132H138ZM134 136H136V135H134ZM233 137H235V136H233ZM142 138H141V141L143 140ZM135 139L133 140V145L135 146V148L139 147V149H140V145H139L140 139H138V140L137 139L135 140ZM91 140H93V143L91 145H93L94 148H96L98 146L97 148L99 150H100V144L105 143V145H106V142H107L106 139L103 138V140H101L97 135H94V134L92 135ZM4 142H6V140ZM146 142H147V136H146ZM186 142H188L187 143L188 145L186 144ZM196 143L199 144V146L200 145L201 146L200 147L196 146ZM147 145H149V141H148ZM240 145H238V147ZM251 146H252V144H251ZM160 147H162V146H160ZM168 147H169V149H168ZM144 149H145V147H144ZM160 149H162V148H160ZM232 149H234V147ZM142 150H143V147H142ZM147 150H148V148L146 146V151ZM246 150H248V149H246ZM94 151H95V149H94ZM149 151H150V148H149ZM182 151H185L186 155L183 154ZM102 153H103V151H102ZM234 153H237V152L234 151ZM166 154H164V155L166 156ZM145 159H148V157H146ZM10 160H14V159L10 158ZM8 161H9V159H8ZM143 161H144V159H143ZM146 165H148V164H146ZM233 165H234V163H233ZM74 167L76 168L77 171L74 169ZM145 167H147V166H145ZM187 172H188V174H187ZM240 176L238 175V177H240ZM197 177H198V175H197ZM194 178H192V180H194ZM13 179L14 180L17 179L16 186H12V182H13L12 180ZM123 179L124 180L126 179L128 181V183L125 185L122 184L121 180H123ZM165 180H163V181H165ZM192 180L190 183H192ZM71 181H73V180L71 179ZM194 183L193 184L196 186V181ZM237 184H238L237 178L235 176L232 177V179L230 180V187L234 189V187L236 186V188H237L238 187ZM258 184H260V183H258ZM241 185H243V184L241 183ZM232 186H234V187H232ZM239 187H240V184H239ZM260 187H261V184H260ZM238 189L235 190L236 192H234V194H231V196L234 200L235 199L240 200L241 199L240 197H242V194L240 196V191ZM240 189H242V188H240ZM190 192H192V190ZM245 192L247 194V191H245ZM9 194H12V199L9 198ZM169 194H170V192H169ZM190 195H191V193H190ZM191 205H193V204H191ZM204 205H202L201 202L196 201L195 206L197 207V210L194 212L191 210V211H189L188 216L185 215L186 217H188L187 231H189V232L194 231L197 228L198 222L200 219L201 226L203 227V229H206L208 231V236H209V229L211 230L210 218L207 215L206 206H204ZM171 206H172V203H171ZM169 211H171V210H169ZM172 213L173 212L171 211V213H169V214L173 215ZM125 214H127V215L129 214V216L132 218L133 224L129 227L124 226L125 222L123 223V216ZM259 217H261V216H259ZM128 220H130V219H128ZM31 221L37 222L40 227L41 226L44 227V223L47 221L61 222V223H63L64 221H68L67 226H70L71 228L68 229L69 228L68 227L66 229V231L64 232V234L62 235L63 246H59V245L54 244L53 245L54 251H51L50 245L52 244L51 241H53V238H51L49 236H44L42 234H36V233L33 234L31 231H29V228L32 227ZM130 224H131V222H130ZM182 224H184V223H182ZM183 228H184V226H183ZM42 232L46 234L45 229L42 230ZM195 234H196V232H195ZM201 234L202 233H200V235ZM211 234H212V232H211ZM203 235H205V234H203ZM208 236L205 235V237L204 236H202V237L206 240L207 238H209ZM245 236H246V234H245ZM100 237H103V238H100ZM211 237H212V239H210V240H215L216 243L213 244L211 247H209V249L207 250V253L210 256H213V255L219 256L221 258V264H229V254H227V253H229L233 249L234 241L223 236V235H219L217 233L212 234ZM238 239H240V238L238 237ZM241 239L244 240L243 238H241ZM48 240H51V241H48ZM228 242L230 243L229 244L230 246H229L228 250L223 253V248L226 245V243H228ZM240 242H242V241H240ZM244 242L246 243V239ZM244 242L242 243L243 245H244ZM207 243H209V242H207ZM237 245H235V246H237ZM239 245H240V243H239ZM202 246H203V244H202ZM239 247H241V246H239ZM234 254H231V255L234 256ZM204 255H205V253H204ZM235 259H236V257H235ZM233 261H234V259L232 260V263H233ZM249 261H250V259H249Z\"/></svg>",
	"mask_w": 264,
	"mask_h": 264
}]
</instances>
